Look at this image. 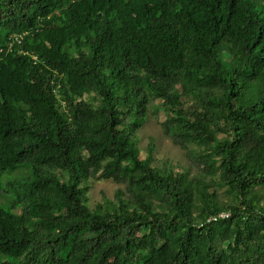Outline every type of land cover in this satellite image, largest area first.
Returning <instances> with one entry per match:
<instances>
[{"label": "trees", "instance_id": "obj_1", "mask_svg": "<svg viewBox=\"0 0 264 264\" xmlns=\"http://www.w3.org/2000/svg\"><path fill=\"white\" fill-rule=\"evenodd\" d=\"M0 49V264H264V0H0Z\"/></svg>", "mask_w": 264, "mask_h": 264}, {"label": "rangeland", "instance_id": "obj_2", "mask_svg": "<svg viewBox=\"0 0 264 264\" xmlns=\"http://www.w3.org/2000/svg\"><path fill=\"white\" fill-rule=\"evenodd\" d=\"M139 132L141 134V139L139 141L140 147H143L147 143L148 136H154L156 139V145L162 155L169 157L174 161H178L179 159H181L178 148L172 144L169 138L163 135V133L161 132V127L154 117H148ZM20 170L22 169L15 170L14 173L18 174L20 173ZM23 173L24 172H22V174ZM117 186L120 185H117L112 180L102 179L97 181H90V186L88 189L89 205L93 206L95 202L101 200V197L103 195L110 197Z\"/></svg>", "mask_w": 264, "mask_h": 264}, {"label": "built area", "instance_id": "obj_3", "mask_svg": "<svg viewBox=\"0 0 264 264\" xmlns=\"http://www.w3.org/2000/svg\"><path fill=\"white\" fill-rule=\"evenodd\" d=\"M14 39L19 41V37L18 36H15ZM227 216H228V212H220V213L217 214V216H214V217L212 216L210 219H216L217 217H227Z\"/></svg>", "mask_w": 264, "mask_h": 264}, {"label": "clouds", "instance_id": "obj_4", "mask_svg": "<svg viewBox=\"0 0 264 264\" xmlns=\"http://www.w3.org/2000/svg\"><path fill=\"white\" fill-rule=\"evenodd\" d=\"M14 37H15V36H14ZM14 37H13V40H15ZM18 37H19V41H17V40H15V41L20 42V39H21L20 37H21V36H18ZM0 50H1V49H0Z\"/></svg>", "mask_w": 264, "mask_h": 264}]
</instances>
